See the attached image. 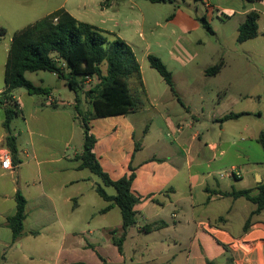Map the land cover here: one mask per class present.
I'll return each instance as SVG.
<instances>
[{
    "label": "crops",
    "instance_id": "1",
    "mask_svg": "<svg viewBox=\"0 0 264 264\" xmlns=\"http://www.w3.org/2000/svg\"><path fill=\"white\" fill-rule=\"evenodd\" d=\"M197 1L194 0L192 5L197 6ZM201 2L205 9L202 16L209 23L214 15L230 18L229 22L235 21L237 35L246 15L251 11L260 12L259 34L254 39L259 37L264 0L253 3L247 0ZM60 8L83 21L82 13L76 8H68L64 2L46 9L40 19ZM110 13L106 7L100 11L102 18ZM202 16L194 15V18L199 20ZM100 28L116 34L130 45L124 29ZM183 30L179 35L181 48L198 56L196 45L187 36L193 28L189 25ZM140 67L144 101L140 102L138 111L96 118L89 123L91 133L97 138L94 153L112 180L130 174L131 166L135 168L132 191L142 200L135 207L137 224L128 230L122 251L114 244L111 233L122 227L120 208L113 204L111 209L103 212L109 202L97 193L99 183L95 174L79 167L78 156L83 150L85 134L76 106L82 112L91 110L85 91L98 79L92 77L81 82L79 77L81 88L76 92L57 74L47 72L58 79L55 90L44 85L48 77L45 71L37 72L41 75L40 85L32 82L51 89V93L48 97L38 96L39 99L22 88L11 92L19 114L13 118L9 129L4 126L6 107L11 105L5 98L7 85L4 79L0 85V155L6 149L11 152L7 138L13 137L17 164L11 152L14 169L9 171L0 167V264H209L210 261L214 264H264V209L251 216L256 204L245 197L228 194L251 190V195H256L258 185L264 182L263 168H252L248 164L240 167L224 161L228 151L223 146L235 143L239 127L232 123L241 117L226 121L222 118L239 113L237 96L225 92L217 102H205L201 95L198 106L178 98L185 106L183 113L176 110L175 100L167 92L151 91L142 65ZM185 88L199 87L189 83ZM138 90L133 89L135 96ZM172 93L181 95L177 90ZM150 111H154V119H161L173 141L157 139L148 143V135L139 140L137 126L143 122V115ZM206 113L211 114L215 128L201 125ZM209 131L215 132L216 137L211 133L205 136ZM198 140L203 146H195ZM137 141L142 143V148L136 151ZM232 167L242 173L240 178L224 175ZM108 188L113 187H105L109 195L116 194L110 193ZM17 192L27 200V219L25 234L14 241L7 220L16 212ZM156 221H164L166 226L150 233L142 231L144 225ZM34 231L38 233L33 234ZM102 231L107 235L106 239L100 238ZM243 241L248 243L243 244Z\"/></svg>",
    "mask_w": 264,
    "mask_h": 264
},
{
    "label": "rangeland",
    "instance_id": "2",
    "mask_svg": "<svg viewBox=\"0 0 264 264\" xmlns=\"http://www.w3.org/2000/svg\"><path fill=\"white\" fill-rule=\"evenodd\" d=\"M63 2L72 10L78 9L85 22L102 28H113L116 31L124 29L143 67L151 91L167 92L168 96L175 100L177 111L185 113V106L178 98H182L184 103L191 102L198 106L201 105V95L205 102L212 100L217 102L225 92L237 96L239 100L237 111L247 114L238 122L232 123L238 125L239 133L235 143L223 146L228 151L224 161L240 167L248 164L252 168H263L264 175V148L259 139L260 134L264 132V17L259 37L239 43L235 21L229 22L230 18L221 19L214 15L210 21L214 33H210L200 20L194 18V15L202 16L205 13L201 1H197L198 5L193 6L194 0H172L165 3L115 0L112 6L106 7L111 13L102 18L100 11L105 7H102L100 0H0V30H5L4 35L0 36V85L4 82V66L14 34L35 23L46 13V9ZM82 3L85 6H82ZM103 20L106 22H102ZM224 21L228 23L223 24ZM189 25L193 30L187 32V36L196 45L198 56L185 52L179 42L181 31ZM150 54L159 56L173 72L175 90L181 95H174L160 74L150 66L148 61ZM221 59L226 61L223 72L220 75H207L205 70ZM44 74L48 76L44 85L56 90L58 79L47 72ZM26 76L40 85L41 75L27 73ZM135 82L134 79L130 80L132 89L136 91ZM189 83H196L199 88H185ZM142 91L140 87L136 95L140 102L144 101ZM55 95H59L57 91ZM153 113L154 111H150L143 115L144 120L138 124L136 136L142 141L148 135V143L157 139L164 142L173 141L172 134L164 130L160 118L154 119ZM203 117L201 125L211 128L213 125L211 114L206 113ZM159 127L163 129L159 130ZM210 133L211 131L205 136L208 137ZM211 135L216 137L215 132ZM201 145L203 146V142L196 141V147ZM94 176L101 184V179ZM108 189L110 193L116 192L115 188ZM106 237L102 231L100 238Z\"/></svg>",
    "mask_w": 264,
    "mask_h": 264
},
{
    "label": "trees",
    "instance_id": "3",
    "mask_svg": "<svg viewBox=\"0 0 264 264\" xmlns=\"http://www.w3.org/2000/svg\"><path fill=\"white\" fill-rule=\"evenodd\" d=\"M113 0H103L102 7H109ZM152 3H162L168 0H149ZM201 1V0H198ZM249 2H260L262 0H247ZM260 12L251 11L246 15L245 21L238 27L237 41L244 43L254 39L259 34ZM200 22L210 32L214 33L210 23L205 16L199 17ZM5 30H0V36ZM150 66L155 69L164 79L170 89L175 92L174 78L171 70L163 60L154 54L148 56ZM225 66L221 59L215 65L206 70L210 76L217 75ZM40 71L52 72L66 81L67 86L73 91L81 88V82L96 77L98 82L85 91V95L91 104V110L82 112L76 106L77 113L81 116L84 128V144L82 153L78 156L81 161L79 167L87 168L98 176L102 184L96 187L97 193L109 205L102 211L106 212L117 205L122 214V227L113 230L114 244L122 251L123 242L128 230L137 224L135 207L141 202L142 197L132 191L135 179V168L131 166L130 174L112 180L103 170L94 147L97 138L91 133L90 121L96 118L109 116L129 115L141 107L137 100L130 80H136L134 88H142V74L140 63L132 47L116 34L103 30L88 22L79 21L65 8H60L33 24L17 31L11 41L8 59L5 67L4 79L7 85L5 98L11 103L5 110L4 126L9 129L13 118L19 114L16 102H13L11 92L18 88L25 89L30 95L48 97L51 89L35 85L26 76L27 73ZM80 82V83H81ZM245 112L230 113L222 118V121L239 119L246 115ZM260 142L264 148V132L260 134ZM8 147L16 159V141L8 137ZM142 148V143L136 142V151ZM105 187H113L115 195H109ZM226 195L227 193H223ZM234 197H245L257 205L252 215L259 214L264 209V182L258 185V193L251 195V190H240L228 193ZM16 212L8 218V226L13 232V240H19L25 234V223L27 219V200L21 192L15 195ZM251 216L246 222L245 230L248 229ZM166 226L164 221H156L144 225L141 229L146 233L159 230ZM34 231L33 234H37ZM116 236V234H118ZM209 264H214L209 262Z\"/></svg>",
    "mask_w": 264,
    "mask_h": 264
},
{
    "label": "built area",
    "instance_id": "4",
    "mask_svg": "<svg viewBox=\"0 0 264 264\" xmlns=\"http://www.w3.org/2000/svg\"><path fill=\"white\" fill-rule=\"evenodd\" d=\"M0 167L4 170L9 171H12L14 169L12 154L8 149L4 150L0 155ZM224 175L235 179L240 178L242 176V173L238 170L237 167H232L228 171H226ZM242 243L247 244L248 242L243 241Z\"/></svg>",
    "mask_w": 264,
    "mask_h": 264
}]
</instances>
